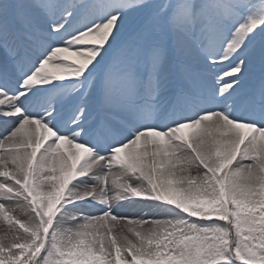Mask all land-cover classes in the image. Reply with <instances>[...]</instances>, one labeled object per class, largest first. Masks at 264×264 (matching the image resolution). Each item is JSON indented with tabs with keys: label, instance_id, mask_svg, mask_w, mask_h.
<instances>
[{
	"label": "snow or ice",
	"instance_id": "obj_1",
	"mask_svg": "<svg viewBox=\"0 0 264 264\" xmlns=\"http://www.w3.org/2000/svg\"><path fill=\"white\" fill-rule=\"evenodd\" d=\"M0 264H264V0H0Z\"/></svg>",
	"mask_w": 264,
	"mask_h": 264
},
{
	"label": "bare ground",
	"instance_id": "obj_2",
	"mask_svg": "<svg viewBox=\"0 0 264 264\" xmlns=\"http://www.w3.org/2000/svg\"><path fill=\"white\" fill-rule=\"evenodd\" d=\"M4 134V127L2 125V123H0V136H2ZM3 234V231H2V225H0V235Z\"/></svg>",
	"mask_w": 264,
	"mask_h": 264
}]
</instances>
